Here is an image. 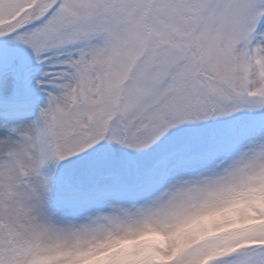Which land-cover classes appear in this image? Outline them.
Wrapping results in <instances>:
<instances>
[{"label":"snow or ice","instance_id":"obj_1","mask_svg":"<svg viewBox=\"0 0 264 264\" xmlns=\"http://www.w3.org/2000/svg\"><path fill=\"white\" fill-rule=\"evenodd\" d=\"M250 156L264 157V0H0V264ZM49 161L66 165L58 191ZM217 264H264V241Z\"/></svg>","mask_w":264,"mask_h":264},{"label":"clouds","instance_id":"obj_2","mask_svg":"<svg viewBox=\"0 0 264 264\" xmlns=\"http://www.w3.org/2000/svg\"><path fill=\"white\" fill-rule=\"evenodd\" d=\"M264 241V157L187 177L146 205L117 206L32 237L27 264H217Z\"/></svg>","mask_w":264,"mask_h":264},{"label":"rangeland","instance_id":"obj_3","mask_svg":"<svg viewBox=\"0 0 264 264\" xmlns=\"http://www.w3.org/2000/svg\"><path fill=\"white\" fill-rule=\"evenodd\" d=\"M37 97L39 98V102L43 103L45 99V95L43 92L37 90L36 92ZM8 98L5 97V100ZM66 165L61 162L59 165L55 164L52 161H49L46 165H44L39 171L41 177H49L50 182L53 185V190H59V184L61 181L62 175L66 172Z\"/></svg>","mask_w":264,"mask_h":264}]
</instances>
